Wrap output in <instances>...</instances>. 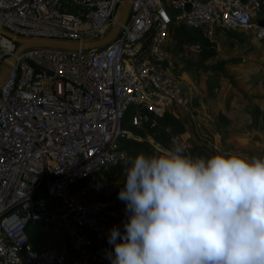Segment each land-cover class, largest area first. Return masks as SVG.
<instances>
[{"label":"built area","instance_id":"obj_1","mask_svg":"<svg viewBox=\"0 0 264 264\" xmlns=\"http://www.w3.org/2000/svg\"><path fill=\"white\" fill-rule=\"evenodd\" d=\"M124 0H0V264H111L114 226L124 231L125 203H87L75 186L123 163L125 117L133 129L170 135L165 123L187 109L169 49L174 29L255 30L264 0H131L125 24L90 50L30 47L22 40L82 44L104 38ZM188 6V7H187ZM262 17H264L263 9ZM199 53V43L186 44ZM158 150L159 144L154 145ZM43 222L35 247L28 231ZM58 234L63 241H57Z\"/></svg>","mask_w":264,"mask_h":264},{"label":"clouds","instance_id":"obj_2","mask_svg":"<svg viewBox=\"0 0 264 264\" xmlns=\"http://www.w3.org/2000/svg\"><path fill=\"white\" fill-rule=\"evenodd\" d=\"M111 264H264V156L124 155Z\"/></svg>","mask_w":264,"mask_h":264},{"label":"rangeland","instance_id":"obj_3","mask_svg":"<svg viewBox=\"0 0 264 264\" xmlns=\"http://www.w3.org/2000/svg\"><path fill=\"white\" fill-rule=\"evenodd\" d=\"M259 20L258 13V25ZM209 40L214 42L212 57L206 56L209 52L200 43L199 53L185 47L169 49L174 68L167 73L180 82L183 96L189 97L187 109L177 114L185 124L181 138L188 144V155L264 156V40L255 38V30H218ZM125 130L132 135L124 145L145 141L153 149L159 144L160 152L172 147L170 135L160 131L151 144L146 130L133 129L128 122ZM124 179L119 174L77 188L76 193L87 203H106L118 195Z\"/></svg>","mask_w":264,"mask_h":264},{"label":"trees","instance_id":"obj_4","mask_svg":"<svg viewBox=\"0 0 264 264\" xmlns=\"http://www.w3.org/2000/svg\"><path fill=\"white\" fill-rule=\"evenodd\" d=\"M264 5L261 6L259 17V22L261 24H264V17H262L263 14ZM190 43H200L204 50H207L209 52L206 56L212 57V49L214 47V42L206 38L202 31L200 30H194V29H188L183 26L176 27L173 32L172 36V42L170 43V48L172 49H182L186 44ZM211 51V52H210ZM165 123L169 125L173 131H175L178 134H184L185 131V124L182 119L176 118L171 115L165 116ZM128 122V115L125 117L124 123ZM145 141H141L137 144H127L122 146V148L126 149L128 151V156H134L135 154L139 152H144L145 154H152L154 152H160L156 149L149 148L147 143H144ZM193 156H196L194 154ZM123 163L113 169H111L109 172H98L92 175L89 179L78 183L74 191L76 192V189L83 188L91 183L96 184L99 182H103L107 179L112 178L113 176L123 174Z\"/></svg>","mask_w":264,"mask_h":264},{"label":"water","instance_id":"obj_5","mask_svg":"<svg viewBox=\"0 0 264 264\" xmlns=\"http://www.w3.org/2000/svg\"><path fill=\"white\" fill-rule=\"evenodd\" d=\"M130 1L131 0H124L118 15L117 23L104 38L98 41L76 44V43L60 42V41L22 40L20 41V46L17 48L15 54L17 55L18 53L21 52V50L30 47H48V48H58L65 50H79V49L90 50L103 46L108 42L112 41L113 39H115V37L118 35V32L120 30V26L125 24L130 9ZM13 64H14V58H9L3 62L0 70V87L4 79L6 78L10 67ZM42 228H43V222L36 221L33 223V225L28 231V237L33 247H35L38 242V236L42 231Z\"/></svg>","mask_w":264,"mask_h":264},{"label":"crops","instance_id":"obj_6","mask_svg":"<svg viewBox=\"0 0 264 264\" xmlns=\"http://www.w3.org/2000/svg\"><path fill=\"white\" fill-rule=\"evenodd\" d=\"M186 100H189V97H187ZM227 120H228V119H227ZM185 134H186V133H185ZM185 134H183V135H185ZM183 135H182V136H183ZM57 241H59V242H62V241H63V239H62V237L60 236V234H58Z\"/></svg>","mask_w":264,"mask_h":264}]
</instances>
